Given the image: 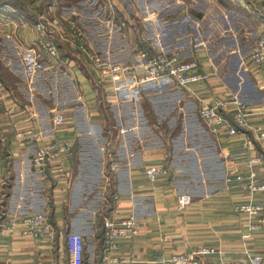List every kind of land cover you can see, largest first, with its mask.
Listing matches in <instances>:
<instances>
[{"label":"crops","instance_id":"crops-1","mask_svg":"<svg viewBox=\"0 0 264 264\" xmlns=\"http://www.w3.org/2000/svg\"><path fill=\"white\" fill-rule=\"evenodd\" d=\"M94 1V12L68 17L102 68L131 66L115 81L72 46L66 19L37 23L46 24L58 48L51 60L39 52L37 24L1 18L0 264H70L72 233L84 237L82 264H101L100 229L109 214L137 219L136 237L119 245L129 264H172L171 256L200 248L212 252L200 264L264 257V231L248 233L247 218L234 212V205L264 196L251 199L225 185L228 174L248 171V157L264 154L255 131L264 132V79L248 59L264 37L262 0ZM160 54L197 61L206 79L190 89L166 78L142 83L149 60ZM216 100L227 102L228 113L245 105L249 150L245 136H227L226 126L214 136L203 125L200 106ZM57 110L66 117L59 128L52 123ZM30 127L40 134L37 143H18L14 129ZM51 141L71 142L72 158L42 174L31 159ZM109 160L117 167L106 190ZM156 165L166 174L151 184L144 170ZM255 171L264 174V167ZM112 194L121 196L116 204ZM183 195L192 202L179 209ZM42 212L54 242L2 232L10 220Z\"/></svg>","mask_w":264,"mask_h":264},{"label":"built area","instance_id":"built-area-1","mask_svg":"<svg viewBox=\"0 0 264 264\" xmlns=\"http://www.w3.org/2000/svg\"><path fill=\"white\" fill-rule=\"evenodd\" d=\"M264 11V0L261 2ZM67 31L72 37V46L78 49L84 58L95 66L102 68L101 59L96 57L82 43V34L76 23L67 22ZM42 38L38 45L43 53L51 60H56L59 55L58 48L48 37V28L46 24L39 23L36 26ZM249 63L251 68L264 79V37L259 36L251 48L249 54ZM102 73L109 75L111 80L115 81L123 73L130 71L131 66H122L112 64L107 70L102 68ZM199 63L197 61H186L178 54H160L149 60L145 72L140 81L142 83L157 81L163 78L169 79L182 89H190L193 85L206 79V75L199 73ZM227 102L216 100L213 104H202L198 111L205 128L212 135H219L221 128L226 126L225 133L227 136H245L243 148L249 150L251 142L246 132L249 126V114L245 110L243 103H238L232 113L226 111ZM52 123L55 128L66 125V117L62 111L52 113ZM256 133L260 141H264V132L257 128ZM14 139L20 144H35L38 141L39 133L33 127L14 129ZM72 158V144L64 141H51L37 147L34 156L31 159V165L39 173L46 174L51 167L61 160H70ZM109 171L104 174V187L109 188L111 185L112 173L116 170L117 164L109 160ZM247 172L230 173L225 179L227 188L231 186L239 188L240 191L247 193L252 199L255 195L264 196V174L255 171V167H264V154L248 157L246 160ZM144 174L151 184L157 182L158 178L166 174L163 165L148 167ZM110 202L116 204L121 196L118 194L110 195ZM189 196H179L178 206L183 209L191 204ZM107 204V202H106ZM236 214L247 218V230L252 234L264 231V201L239 203L234 205ZM17 230V233L34 242H54L55 231L50 223L49 215L46 212L29 215L19 223L9 221L2 232L11 233ZM101 264H129L130 262L119 254V245L122 241H132L138 234V222L133 215L126 217H116L108 215L103 218L101 226ZM68 248L70 254V264H82L84 260L85 242L81 234L72 233L68 236ZM212 252L207 248H200L194 252L182 255H173L169 258L172 264H200L202 257L209 256ZM223 264H264L262 255H246L245 258L236 261H227Z\"/></svg>","mask_w":264,"mask_h":264},{"label":"rangeland","instance_id":"rangeland-1","mask_svg":"<svg viewBox=\"0 0 264 264\" xmlns=\"http://www.w3.org/2000/svg\"><path fill=\"white\" fill-rule=\"evenodd\" d=\"M15 1L18 2L19 8L20 7L25 8L29 16L38 19V22L39 21L46 22L47 18L50 19L52 18L53 15H55L57 19L62 21V24L65 22L64 19H66L67 21H73V22L75 21L74 20L75 17H68L71 16L68 15L70 12H71L70 14H73L72 16L77 14L80 15L81 13L85 14V11H87L86 8L90 9L91 12H94L97 6L94 0H15ZM0 8H2L0 9V21L1 18H15V17L22 18L18 13L14 11V10L18 11V9H14V8L11 9L10 7L7 6ZM76 26L77 28H79L78 25ZM61 27L65 28L64 26ZM80 29L81 28H79V30ZM84 38H85L84 34L82 33V43L84 42L83 46L84 45L87 46ZM2 48L3 47H1L0 44V50ZM39 52L44 54L40 46H39ZM2 59L3 57H0V60Z\"/></svg>","mask_w":264,"mask_h":264},{"label":"trees","instance_id":"trees-1","mask_svg":"<svg viewBox=\"0 0 264 264\" xmlns=\"http://www.w3.org/2000/svg\"><path fill=\"white\" fill-rule=\"evenodd\" d=\"M6 6L10 7L11 9L12 8L18 9V11L14 10V9L13 10L16 13H18L22 18H24L29 23H31L32 25L38 23V19L30 17L29 14L27 13V10L25 8H23V7L19 8L17 1H15V0H1L0 1V7H6ZM0 9H2V8H0ZM0 80H1V76H0Z\"/></svg>","mask_w":264,"mask_h":264}]
</instances>
